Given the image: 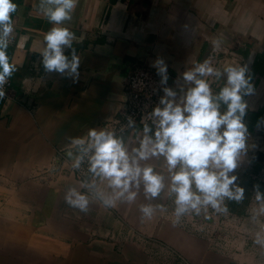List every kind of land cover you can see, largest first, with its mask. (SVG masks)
Wrapping results in <instances>:
<instances>
[{
	"label": "crops",
	"instance_id": "crops-1",
	"mask_svg": "<svg viewBox=\"0 0 264 264\" xmlns=\"http://www.w3.org/2000/svg\"><path fill=\"white\" fill-rule=\"evenodd\" d=\"M13 2L15 37L7 54L17 71L0 110V264H148L139 254L143 247L128 240L136 232L189 264H217V258L224 264V256L182 221L172 226L167 189L151 203L169 211L157 212L151 221L140 219L138 205L149 203L142 188L135 204L113 209L89 196V211L83 213L64 200L69 187L84 191L80 178L56 171L53 161L59 147H73L77 138L86 142L89 129L106 128L120 112L124 79L138 62L165 60L177 102L191 86L182 73L196 62L210 59L221 70L240 63L250 76L264 45V0H79L65 22L80 58L75 81L46 73L40 63L43 37L52 25L39 11V0ZM207 79L215 92L223 86V78ZM143 135L140 126L118 136L131 153ZM141 163L161 170L168 183L163 158ZM98 187L107 193L106 181Z\"/></svg>",
	"mask_w": 264,
	"mask_h": 264
},
{
	"label": "clouds",
	"instance_id": "clouds-1",
	"mask_svg": "<svg viewBox=\"0 0 264 264\" xmlns=\"http://www.w3.org/2000/svg\"><path fill=\"white\" fill-rule=\"evenodd\" d=\"M79 0H39V11L52 27L44 35V47L40 63L46 73H58L72 78L79 76L80 58L73 47L74 33L65 26ZM17 4L13 0H0V97L5 95L4 86L17 71L10 63L7 50L15 37L13 14ZM218 48L220 40L212 41ZM68 52L66 55L65 53ZM160 77L163 87L159 105L153 108L155 132L148 124L143 126L140 145L130 153L122 138L115 131L91 128L87 133L88 171L93 179L85 188L94 190L102 205L113 209L119 203L135 204L141 188L149 203L138 205L142 222L151 221L157 212L167 213L169 208L162 203H151L161 197L167 189L172 199V226L177 227L188 215H200L211 208L218 213H227L226 200L241 202L245 189L237 184L234 171L245 153L248 128L244 122L248 104L244 96L253 93L250 76H246L247 65L228 64L221 70L213 67L210 59L196 62L182 73L189 85L177 102V93L167 87L168 66L163 58L152 65ZM208 77L216 81L223 78V86L213 91ZM222 105L226 106L222 110ZM134 121L128 117V124ZM79 146L83 138L73 141ZM83 155L77 156L74 167L79 168ZM153 157L163 158L167 169L168 183L161 170L152 164H142ZM97 180L106 181L107 193L99 189ZM255 199L264 211V193L254 186ZM65 203L80 212L89 211V194L69 187L64 195ZM255 219V217H254ZM255 243L264 246V235L257 233Z\"/></svg>",
	"mask_w": 264,
	"mask_h": 264
},
{
	"label": "rangeland",
	"instance_id": "rangeland-1",
	"mask_svg": "<svg viewBox=\"0 0 264 264\" xmlns=\"http://www.w3.org/2000/svg\"><path fill=\"white\" fill-rule=\"evenodd\" d=\"M246 145V151L233 173L237 176V184L241 187H246L243 180L248 174L253 177L257 175L254 172L258 154L256 151L264 150L262 138H258V141L249 139ZM262 163L258 175L263 179L264 162ZM225 204L228 208L227 213H218L209 208L206 211L202 210L198 216L194 214L185 216L182 222L201 239L207 240L216 253L224 256V264H264V246L255 243L257 233L264 235V211H261L254 192L252 191L249 196V203L244 214L232 212L230 200H226ZM173 207L172 204L171 208ZM128 238L129 241L143 247L144 251L139 254L147 260L148 264H189L176 251L164 246L153 237L136 232ZM122 241H127V238L119 237V242ZM134 254L137 255L138 252ZM215 262L223 264L218 258ZM40 264L43 262L40 261Z\"/></svg>",
	"mask_w": 264,
	"mask_h": 264
},
{
	"label": "built area",
	"instance_id": "built-area-1",
	"mask_svg": "<svg viewBox=\"0 0 264 264\" xmlns=\"http://www.w3.org/2000/svg\"><path fill=\"white\" fill-rule=\"evenodd\" d=\"M152 65L149 62H138L124 79L126 98L123 100L120 112L105 124V127L115 131L117 136L144 126L145 123L152 129V135L155 132L154 118L151 113L154 107L160 106L159 101L164 94L162 89L165 85L160 84V77ZM166 86L169 87L168 83ZM12 87L13 81L10 78L4 86L5 95L2 98L9 99L11 97ZM129 116L134 121L132 126L128 124ZM82 147H87V141L83 146L59 147L54 156L53 168L58 172L73 174L86 184L93 179L92 174L88 171V155L91 153L83 155ZM80 155H83V160L80 167L75 168V159ZM98 182L99 180H97V185ZM84 191L89 196L96 195L94 190L85 187Z\"/></svg>",
	"mask_w": 264,
	"mask_h": 264
},
{
	"label": "trees",
	"instance_id": "trees-1",
	"mask_svg": "<svg viewBox=\"0 0 264 264\" xmlns=\"http://www.w3.org/2000/svg\"><path fill=\"white\" fill-rule=\"evenodd\" d=\"M245 55H248V51L245 53ZM262 62H258L255 66V68L259 65H261ZM264 64V63H263ZM256 74V70H252V73L250 74V83H252L253 78L255 77ZM260 79L257 80L255 82V88L253 90L252 94L246 95L243 97V99L246 101V103L248 104V109L246 110V116L244 118V122L247 125L248 128V132L254 134L257 130V127L259 125V122L262 118H264V106L260 107L259 109H255V99H257V95L259 94V87H260ZM4 102V98L0 97V110L2 108ZM226 108V106L222 105V110ZM263 163L261 162H257L256 165L254 166V172L255 174H257L255 177H253L252 175L248 174L246 176V178L243 180V183L246 184V187L243 186V188L245 189V192L247 194H245V198L244 200H242L241 202H236V201H232L230 200V204L231 206V211L232 212H237V214H244L246 213V206L248 205L247 203H249V196L251 194V192H255L254 186L258 185L259 186V190L264 193V178L262 179V177H260L258 175V173L260 172L261 168H262ZM254 189V190H253ZM240 207H242L240 209Z\"/></svg>",
	"mask_w": 264,
	"mask_h": 264
},
{
	"label": "flooded vegetation",
	"instance_id": "flooded-vegetation-1",
	"mask_svg": "<svg viewBox=\"0 0 264 264\" xmlns=\"http://www.w3.org/2000/svg\"><path fill=\"white\" fill-rule=\"evenodd\" d=\"M261 46H260V50H258L257 53H256V57H255L254 63L251 64V71H250V74H251L253 69L256 70V75H258L257 80L260 79V82H259V84H260L259 94L257 95V100L258 101L255 104V109H259L260 107L264 106V64H263L264 63V49H263L264 45H261ZM249 53H250V50L248 51V55L247 56L244 55V56L246 58H248L249 57ZM258 62H262V64L255 68L254 65H256ZM258 138H262V140L264 141V118H262L260 120L259 125L257 127V130H256V132L254 134L248 132V138H247L248 141H249V139H251V140L255 139L256 141H258ZM256 152L258 153L257 154L258 157H261L264 160V150L258 149ZM259 152H260V154H259ZM257 162H260V161H257Z\"/></svg>",
	"mask_w": 264,
	"mask_h": 264
},
{
	"label": "water",
	"instance_id": "water-1",
	"mask_svg": "<svg viewBox=\"0 0 264 264\" xmlns=\"http://www.w3.org/2000/svg\"><path fill=\"white\" fill-rule=\"evenodd\" d=\"M260 152H259V154H260ZM257 161L263 162L264 160L261 157H258V155H257Z\"/></svg>",
	"mask_w": 264,
	"mask_h": 264
}]
</instances>
